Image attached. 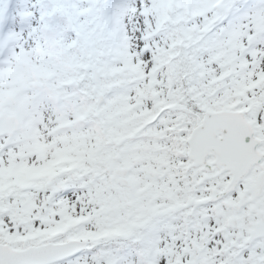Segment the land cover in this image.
Masks as SVG:
<instances>
[{
	"label": "snow or ice",
	"instance_id": "1",
	"mask_svg": "<svg viewBox=\"0 0 264 264\" xmlns=\"http://www.w3.org/2000/svg\"><path fill=\"white\" fill-rule=\"evenodd\" d=\"M0 264H264V0H0Z\"/></svg>",
	"mask_w": 264,
	"mask_h": 264
}]
</instances>
